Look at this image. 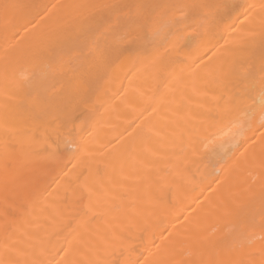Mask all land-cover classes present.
I'll return each mask as SVG.
<instances>
[{"label": "bare ground", "instance_id": "6f19581e", "mask_svg": "<svg viewBox=\"0 0 264 264\" xmlns=\"http://www.w3.org/2000/svg\"><path fill=\"white\" fill-rule=\"evenodd\" d=\"M0 264H264V0H0Z\"/></svg>", "mask_w": 264, "mask_h": 264}]
</instances>
